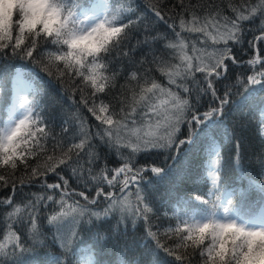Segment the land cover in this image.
I'll use <instances>...</instances> for the list:
<instances>
[{
    "label": "snow or ice",
    "instance_id": "snow-or-ice-1",
    "mask_svg": "<svg viewBox=\"0 0 264 264\" xmlns=\"http://www.w3.org/2000/svg\"><path fill=\"white\" fill-rule=\"evenodd\" d=\"M226 7L0 0V264L49 242L46 264H103L114 238L124 264H264V145L250 170L237 134L264 141V0ZM197 152L192 191L157 202Z\"/></svg>",
    "mask_w": 264,
    "mask_h": 264
},
{
    "label": "trees",
    "instance_id": "trees-1",
    "mask_svg": "<svg viewBox=\"0 0 264 264\" xmlns=\"http://www.w3.org/2000/svg\"><path fill=\"white\" fill-rule=\"evenodd\" d=\"M152 2H156V0H152ZM170 4L175 3V0H168ZM187 3L188 0H185ZM194 2H197L201 5L205 6H212L217 5L220 7L222 14L226 16H230L231 12L226 7L228 4H237L240 2V0H194ZM246 28H250L252 30V33L256 32V28L252 24L246 25ZM161 31H164L163 28L160 29ZM246 39H251V34H249ZM133 44H135V41H133ZM157 50L161 48V45L155 44L153 45ZM146 51V50H145ZM144 53L138 52L136 58L139 59ZM159 55V51L157 52ZM158 75V74H157ZM120 83H123L121 80ZM56 87L55 82H53V85L47 89V96L45 97V100L49 103L55 98V91L54 88ZM43 91V89H42ZM67 108V106H64ZM247 111V109H245ZM49 112L51 119L53 121V127L56 132L60 131L59 124L62 116V112L59 110V107H49ZM237 121L241 123V127L238 129V135H241L245 138V144L247 148V158L242 161L244 166L246 168H249L250 170L256 169L259 166V152L261 151L262 145H264V141H262L258 135L256 134L254 125L249 124L247 120L240 122L237 117ZM226 125L228 128H231L233 126L232 119H229L226 121ZM101 152V155H106V150L103 148L99 149ZM227 152L225 153L226 159H227ZM109 159H114L113 156H109ZM171 163V161H169ZM200 171V160L198 152L195 155H192L187 158L186 162L183 166L177 165V172L174 174L172 179L167 182L165 185L160 186L159 190L155 193V199L157 202L166 205L170 199L175 198L179 195H185L187 193H190L194 187L193 184V178L197 176L198 172ZM25 191H29L28 189H25ZM32 192L38 191L37 188L33 187L31 189ZM252 198L256 195L255 190L251 192L250 194ZM154 223H162L161 220L154 221ZM109 225H103V229H107ZM111 227H115V224H112ZM121 231H123V226H121ZM135 231L133 227L129 224L128 225V236L124 237V239L131 240L132 239V233ZM96 229L93 228L91 232L85 231L84 228L80 230V239L77 240L78 242H82V240H86L85 242H92V238H94ZM115 233H113V236L115 237ZM137 235L139 233L137 232ZM107 250L111 251L115 255L124 256V259L126 258V249H124L123 240L113 239L111 242H109L107 245ZM49 250H57V248L54 245H51L49 242V246L47 248L37 246L34 248V250L31 253H26L22 259H24L26 262H32L35 258L38 257L39 254L43 252H47ZM130 258V257H129ZM115 259V258H114Z\"/></svg>",
    "mask_w": 264,
    "mask_h": 264
}]
</instances>
